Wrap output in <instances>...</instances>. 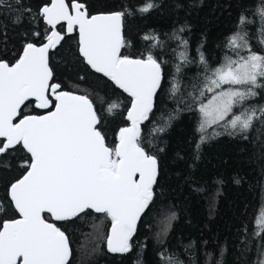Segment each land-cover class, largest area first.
Segmentation results:
<instances>
[{
  "label": "trees",
  "instance_id": "obj_1",
  "mask_svg": "<svg viewBox=\"0 0 264 264\" xmlns=\"http://www.w3.org/2000/svg\"><path fill=\"white\" fill-rule=\"evenodd\" d=\"M83 2L89 13L127 9L123 25L126 46L121 53L141 58L151 54L160 63L161 87L148 119L140 125L142 146L157 157L158 175L153 201L137 223L128 253L105 249L110 219L104 214L89 210L72 220L53 222L69 237V264H217L221 259L222 264H260L264 261V231L256 221L264 209V118H259L264 87L256 88L258 94L244 105L257 110L258 118L249 130L230 135L223 127L212 125L204 142L200 141L204 133L196 127L199 102L193 104L189 93L198 94L206 83L201 54L211 69L225 63L226 56L237 59V52L248 54L246 48L230 47L229 38L237 32L247 34L252 51L264 54V0H150L154 7L148 12L139 9L149 0ZM46 3L48 0H22L31 12L24 13L20 23L14 22L15 4L13 10L0 14V60L12 63L26 42L43 41L32 33L45 32L39 8ZM49 56L53 82L93 101L101 119L98 128L113 146L119 129L127 124L124 113L130 97L83 61L75 31L64 34ZM112 102L119 107L109 112ZM240 110L237 106L233 112ZM24 111L41 112L33 106ZM216 126L223 130L212 135ZM26 157L21 151L0 157V202L6 208V188L25 171L21 162ZM173 214L175 218L170 219ZM15 216L9 208L7 214L0 212V222ZM44 216L50 220L46 213Z\"/></svg>",
  "mask_w": 264,
  "mask_h": 264
},
{
  "label": "snow or ice",
  "instance_id": "obj_2",
  "mask_svg": "<svg viewBox=\"0 0 264 264\" xmlns=\"http://www.w3.org/2000/svg\"><path fill=\"white\" fill-rule=\"evenodd\" d=\"M14 4L18 6L14 22L20 23L24 13L31 12L22 0H0V14L13 10ZM152 7L149 0L139 10ZM127 14V9L90 14L83 0H49L39 13L45 32L32 33L46 42H26L14 63L0 60V157L17 151L27 154L21 162L23 175L8 186L9 208L19 218L0 222V264H69V237L44 213L55 221H69L89 210L104 214L111 225L104 238L108 251H132L137 223L153 201L157 183V157L142 146L140 125L153 109L162 73L151 54L141 58L121 53ZM77 28L79 52L86 63L131 97L126 117L130 126L119 129L118 142L111 147L98 128L101 119L93 101L53 82L49 52L64 39L62 33ZM246 35L237 32L229 38L231 48L248 50L246 56L239 52L237 59L226 56L225 63L211 69L201 54L206 83L198 94L189 93L193 104L199 102L201 142L209 138L207 128L212 125L232 135L246 132L258 118L255 108L244 105L258 94L256 88L264 87V54L251 50ZM181 57L187 61L183 53ZM206 92L213 95L204 103ZM30 106L45 112L25 113ZM237 106L238 114L233 112ZM117 107L112 102L108 111ZM259 112L264 118V107ZM9 208L0 202V212L7 214ZM174 218L173 214L170 219ZM256 223L264 231V209Z\"/></svg>",
  "mask_w": 264,
  "mask_h": 264
},
{
  "label": "water",
  "instance_id": "obj_3",
  "mask_svg": "<svg viewBox=\"0 0 264 264\" xmlns=\"http://www.w3.org/2000/svg\"><path fill=\"white\" fill-rule=\"evenodd\" d=\"M48 2H49V0H48ZM70 2V1H69ZM44 5H42V6H40V8H39V13H40V9L43 7ZM108 12H114V11H98V12H92V13H90V14H97V13H108ZM41 20H42V18H41ZM42 22H43V20H42ZM44 23V22H43ZM75 31V33H76V43H77V51H78V54L80 55V57H82V55L80 54V52H79V43H78V41H79V34H78V28L76 29V30H74ZM64 34H70V33H64ZM44 42H46V41H42V42H40V43H44ZM25 45V44H24ZM23 45V46H24ZM23 48V47H22ZM21 48V49H22ZM17 59V58H16ZM16 59L12 62V63H14L15 61H16ZM82 59H83V61L86 63V61L84 60V58L82 57ZM11 64V63H10ZM87 64V63H86ZM88 65V64H87ZM88 67L92 70V71H94L95 72V70L94 69H92L89 65H88ZM99 74H101V75H103L102 73H99ZM114 83V82H113ZM115 85V84H114ZM116 86V85H115ZM118 87V86H117ZM119 88V87H118ZM120 89V88H119ZM121 91H123L122 89H120ZM67 91V90H66ZM124 92V91H123ZM75 93V92H74ZM76 94H78V95H82V94H79V93H76ZM127 94V93H126ZM128 95V94H127ZM129 96V95H128ZM130 97V96H129ZM130 106H131V97H130V101H129V104H128V106H127V108H126V110H125V113H124V116H125V119H126V117H127V111H128V109L130 108ZM37 110H39V111H41L40 113H38V114H44V112H45V110H41V109H37ZM30 114H32V113H30ZM127 120V119H126ZM130 121H128L127 120V124L125 125V126H130ZM125 126H123V127H125ZM122 128V127H121ZM119 133V132H118ZM118 142V138H117V140H116V142H115V144ZM24 173V172H23ZM23 173L19 176V177H17L16 179H18V178H20L22 175H23ZM16 179H14L13 181H11L9 184H8V186L12 183V182H14ZM8 186H7V188H6V196H7V198H8ZM8 200H9V198H8ZM94 212V211H93ZM48 216H49V218H50V220H48V222H55V220H54V218H51L50 217V214H48V213H46ZM14 218H19V216H18V214L16 213V216L14 217ZM11 219V218H10ZM5 220H7V219H5ZM2 222V221H1ZM110 222L108 223V225H107V229H106V234H105V237L109 234V232H110ZM104 237V238H105ZM104 246H105V249L108 251V249H107V245H106V241H105V239H104Z\"/></svg>",
  "mask_w": 264,
  "mask_h": 264
},
{
  "label": "rangeland",
  "instance_id": "obj_4",
  "mask_svg": "<svg viewBox=\"0 0 264 264\" xmlns=\"http://www.w3.org/2000/svg\"><path fill=\"white\" fill-rule=\"evenodd\" d=\"M258 54H259V53H258ZM222 64H223V63H222ZM222 64H220V65H222ZM220 65H219V66H220ZM219 66H218V67H219ZM224 87L227 88L228 85H225ZM217 91H219V90H217ZM212 95H213V93H210V92H209L208 96L206 97L205 100H203V102H204V103H207V100L210 99ZM245 104H247V102H245ZM238 107H239V106H238ZM198 108H199V105H198V107H197V110H198ZM237 114H238V113H237ZM230 118H231V116H230L228 119H230ZM201 119H202L201 113L198 111V120H197V123H196V127H197V128H198V126H199V123H200ZM207 129H208V128H207ZM222 130H223V129H222ZM222 130L216 126V132H217V131H222ZM212 132H213V131H212ZM210 193L214 194V192H210ZM209 199H210V201H211V197H210Z\"/></svg>",
  "mask_w": 264,
  "mask_h": 264
},
{
  "label": "flooded vegetation",
  "instance_id": "obj_5",
  "mask_svg": "<svg viewBox=\"0 0 264 264\" xmlns=\"http://www.w3.org/2000/svg\"><path fill=\"white\" fill-rule=\"evenodd\" d=\"M66 2H69V1H66ZM52 223H53V221H52Z\"/></svg>",
  "mask_w": 264,
  "mask_h": 264
}]
</instances>
